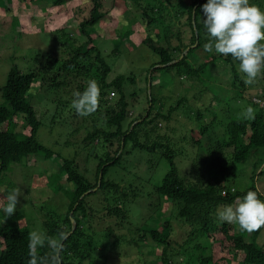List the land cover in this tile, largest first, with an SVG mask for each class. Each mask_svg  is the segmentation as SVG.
<instances>
[{"label": "trees", "instance_id": "obj_1", "mask_svg": "<svg viewBox=\"0 0 264 264\" xmlns=\"http://www.w3.org/2000/svg\"><path fill=\"white\" fill-rule=\"evenodd\" d=\"M51 1L53 5L61 6L67 0ZM89 1L92 4L90 15L81 21V30L88 39L78 44L73 35L63 36L66 39L63 43L68 45L66 56L36 53L37 58L33 64L31 63V68L28 70H22L13 64L5 83L0 88L2 97L6 101V104L0 106V124H5L0 128V189L3 188L2 185L5 184L13 164L26 166V161L31 155H39L48 160L56 154L39 140L38 132L42 122L29 97V92L34 84L45 80L46 90L55 91L54 97L51 98L58 106L59 112L55 113L54 119H57L61 114L62 107L69 112L70 116L75 113L80 117V123L86 122L90 128L86 130L83 137L84 143L81 141L79 145L86 148L89 145V148L84 151L85 159H91L92 155L97 159L95 172L97 182L92 185L80 171L77 152V156L73 157L57 155L59 170L54 172V179L58 191L54 193H61L68 200V209L64 213L53 209L43 224L46 230L44 233L48 236L58 238L60 233L64 234L63 248L60 252L61 264H95L94 252L96 248L93 242L94 235L91 233L93 227L90 218L93 210L89 207L88 201L90 196L101 193L102 204L108 210L106 216L114 217L121 214L122 217H126L123 211L115 206L117 204L114 206L112 204L127 201L129 194L126 192V188L123 190L121 185L116 184L114 178L107 177V174H110L109 171L112 167L118 168L124 155L129 154H134L135 157L142 160L143 155L146 154L149 157L147 162L151 164L162 163L163 160L168 162V169L160 181L156 182L154 189L157 190L158 195L161 194L177 204L178 219L191 224L193 228L195 227L188 234L190 239L194 237L195 233V235H203L214 241V234L220 232L229 248L228 264H231L232 261L237 264H264V244L258 243L264 226L247 232L241 230L238 225L220 222L216 216L217 208L233 204L237 198L242 197L249 190L255 191L259 198L263 199L257 192L254 182L246 185L241 184V188H239L236 180L235 191H232L231 186L237 179L238 166L253 158L252 172L256 173L264 163V107L257 100L258 98L264 99V70L251 84H245L241 79L242 74L238 71V62L233 61L231 56L225 57L204 50V44L208 38L203 28L201 5L206 3V0H124L128 8L139 9L141 17H134L132 19L135 21L128 20L127 24L120 23L117 26L116 32L119 37L115 47L121 45V52L125 50L124 44H122L123 39L133 33V26L141 19L146 20L147 28H150L151 25L158 27L167 24L164 26V33L158 29L156 40L151 37L144 40L152 53L159 58L152 63L149 69L151 73L165 70L168 72L167 74L174 72L176 82L180 78H185L192 83H201L206 89V85L202 81V76L207 73L206 69L220 60L230 65L228 71L231 74L232 86L237 90L236 96L218 103L216 113L210 121H207L203 112L211 108L212 94L210 92L207 95H199L196 108L193 111L194 117L191 114L189 116L191 121L197 123L198 128L190 130V136L186 134L183 137L189 143L187 149L182 148L180 152H177L168 136L162 134L161 125L164 121H170L180 106L188 105V103L186 104L187 95L184 93L177 104L174 107L170 106L167 113H164L163 106L158 104L154 94H148L149 106L145 113L141 117L135 116L136 118L130 120L132 111L129 108L130 103L125 92V86L130 81L128 76L122 73L109 80L112 67L106 56L101 53L99 46L87 45L93 43L88 27L97 24L107 14V11L104 10L105 4L107 6L110 2L112 5L116 0ZM263 2L264 0H255L251 3H257L259 7L263 5L261 4ZM168 5L171 6L170 9L175 12V15L179 12L188 14L187 21L192 30L190 44L172 45L174 34L169 25L171 19H168ZM162 36L165 39L164 43L161 40ZM197 40L198 43L194 47ZM199 48L206 52L208 59L204 61L199 59V62L197 58L192 62L189 55H194L195 50ZM195 61L199 63L196 64ZM86 72L97 77L100 94L108 96L110 93L114 95L117 93L119 95V99L115 103L117 108L106 109L105 117L94 116L93 112L92 117L89 113L79 115L72 106L76 94L82 93L86 84L81 82L76 84V91L70 96L72 80L70 82L65 79L69 75L76 79ZM147 79L150 80L149 77ZM131 81L133 80L131 79ZM254 90L257 91V98L251 96L250 92ZM102 101L103 99L99 98L98 109H101L102 105L110 103V100L107 99L105 102ZM98 112L100 113V111ZM20 115L23 116L25 125L31 127L29 134L18 131L21 123L17 118ZM107 115L110 117L107 118ZM101 118L102 123L100 122ZM93 140H104L107 147L106 152L99 153L97 145H93ZM85 147L84 149H86ZM103 147L105 148V146ZM111 147L114 148L111 149ZM137 152H140L141 156ZM180 153L188 157L186 166L189 168V173L194 176L191 179L187 174L184 173L182 176L180 173L179 162L181 159L177 157V154ZM149 167L151 165H148L147 169ZM263 171L262 169L259 173L261 174ZM61 177H65L69 185L65 186L61 183ZM255 177L256 174H253L251 179L254 180ZM9 182L7 185H10L8 187L10 189L14 183L11 180ZM8 188L5 191L0 190V194L12 191V188L10 190ZM1 219L4 222L0 221V264H28L29 233L32 229L29 225L23 226L17 222L21 219V214L16 211L10 217L0 215ZM108 229L113 232V227L109 226ZM196 230L198 231L195 232ZM137 235L138 238L132 240L136 246L142 244L147 238H150L157 246L165 245L162 250V264L170 263L172 254L167 250V245L170 243L169 234L166 235L157 228L150 230L138 228ZM113 236V240L106 236L110 239V249L113 246L112 250L120 248L124 240L123 234L116 232ZM180 248H182L181 245ZM204 248L206 246L201 243L194 245L193 250L202 254L193 253L188 264H215L212 254L205 255ZM37 253L38 256L47 259L52 255V250L45 246L38 248ZM99 256L108 258V255L103 254V251L99 253ZM142 264L151 263L143 261Z\"/></svg>", "mask_w": 264, "mask_h": 264}, {"label": "rangeland", "instance_id": "obj_2", "mask_svg": "<svg viewBox=\"0 0 264 264\" xmlns=\"http://www.w3.org/2000/svg\"><path fill=\"white\" fill-rule=\"evenodd\" d=\"M254 1L250 0V2ZM255 4L258 6L257 3ZM261 4L263 5L259 7L264 10V2ZM91 5L89 0H67L61 6L53 5L51 0H0V88L5 83L13 64H16L22 70H28L37 58L36 53L66 56L68 45L63 43L66 41L63 36L73 35L78 44L88 39L81 30V21L90 15ZM170 7L168 5V19H171L169 25L174 34V36L170 34V36H173L172 45L190 44L192 42V30L187 21L188 14L179 12L175 15ZM133 9L135 10L128 8L124 0H116L112 5H110V2L107 6L105 4L104 10L107 11V14L97 24L88 27L93 43L87 45L99 46L101 53L106 56L112 67L109 80L122 73L128 76L130 81L125 86V92L130 103L129 108L132 111L130 120L136 118L135 116L141 117L145 113L146 108L149 106L148 94H154L158 104L163 106L164 113H167L170 106L174 107L184 93L187 95L186 104L188 103V105L180 106L181 108L179 107V110L172 115L170 121H164L161 125L162 134L168 136L170 143L175 145L173 147L177 152H180L182 148L186 150L189 143L183 137L186 134L190 136L189 131L198 128L197 123L189 118L190 114L192 116L194 114L193 111L196 108L198 96L201 94L207 95L210 92L212 94V106L209 110L203 112L207 121H210L216 113L218 103L236 96L237 90L232 86L231 74L228 71L230 65L220 60L219 63L217 62L212 67L207 68V73L202 76L206 89L201 83H192L185 78H180L176 82L174 72L167 74L168 72L165 70L151 73L149 69L152 63L159 58L152 53L144 40L147 37L156 40L158 29L164 33V26L167 24L162 25L163 27L161 25L158 27L151 25L150 28H147L146 20L141 19L133 26V33L123 39L122 44H124L125 50L121 52V45L115 47L119 37L116 28L120 23L127 24L128 20L131 22L134 20L132 18L141 17V11L136 7ZM161 40L164 43L163 36ZM189 58L192 62L197 58L198 61L199 59L203 61L208 59L206 52L201 48L195 50L194 55H189ZM198 61H195L196 64L200 62ZM74 79L71 75L65 79L70 80V82L72 80L73 85L70 96L75 93L76 84L80 82L86 84L87 87L88 82L91 80L96 83L97 87L99 86L97 77H93L87 72ZM45 87V80L36 82L29 92V97L35 105L39 119L42 122L38 132L39 140L56 154L48 160L39 155H31L26 161V166L13 164L12 169L8 172L5 184L2 185V189L5 191L10 186L7 183H10L9 180H11L14 183L11 186L12 191L15 190L20 193L15 211L21 214V219L17 222L23 226L29 225L32 231L39 230L41 232H46L43 223L50 216L53 209H56L59 213H64L68 209V200L61 193H54L58 191L54 179V172L59 170L58 154L73 157L74 155L77 156V152L80 171L90 180L92 185L97 182L95 175L97 159L93 155L91 159H85L84 151L89 148V145L88 148L84 146L86 149L79 145L81 141L84 143L83 137L90 126L86 125L84 121L80 123V117L76 116L75 113L70 116L69 112L62 107L61 114L58 115L57 119H54L55 113L59 112L58 106L51 98L54 97L55 91L46 90ZM256 92V90L251 91V96L257 98ZM109 96L110 98H108ZM99 98L103 99L102 102H105L106 99L110 100V103L102 105L101 109H98ZM118 99L119 95L117 93L103 96L98 91L95 109L89 115L92 117L93 112L94 116L105 117L106 109L117 108L115 103ZM4 104H6V101L2 97L0 89V106ZM188 107L191 108L188 109ZM22 117L20 115L17 118L21 123L18 131L29 134L31 127L25 125L26 122ZM108 117L110 116L107 115ZM100 122H103L102 118ZM3 125L5 124H0V128ZM93 142V145H97L96 148L99 153L106 152L107 147L104 140H93ZM114 147H111V149ZM192 149L194 150V147ZM137 153L140 154V152ZM143 157L142 160L135 157L134 154L124 155L121 165L118 168L112 167L109 171L110 174H107V177L114 178V182L119 183L123 190L126 188V192L129 194L125 202L112 204L110 201L113 206L117 204L115 206L120 208L126 217H122L121 214L114 217L106 216L108 210L102 204L101 193L88 198L91 205L89 207L93 210L90 218L93 227L91 233L94 235L93 242L96 248L94 263L142 264L143 261H148L151 264H162V250L165 245L157 246L150 238L144 240L139 246H136L132 241L133 238H138V228L147 230L157 228L164 234H169L170 243L167 245V250L168 253L172 254L169 264H188L193 253L201 255V252L193 250L194 245L198 243L206 246L203 249L205 255L212 254L215 264H228L229 248L222 233H215L214 241L203 235H195V233L194 237L190 239L188 234L195 227L193 228L191 224L178 219L177 204L161 194L158 195L159 193L154 189L156 182L160 181L168 169V162L163 160L162 163L151 164L147 162L149 157L146 154ZM177 157L181 159L179 162L181 175L184 176L185 173L189 179L194 177L189 173V168L186 166L188 157L182 153L177 154ZM252 159L237 167V179L233 181L231 188L232 191H235L236 180L239 188H241V184L246 185L254 182L257 192L264 199V171L261 174L259 173L260 170H264V163L254 173L252 172ZM148 165H151V167L147 169ZM253 174H256L254 180L251 179ZM60 182L65 186L69 185L65 177H61ZM4 195H6L4 192L0 194V206H3L6 202ZM0 215L3 214L0 213ZM0 221L4 222L2 219ZM109 226L113 227V232L108 229ZM116 232L123 234L124 240L120 248L112 250L113 246L110 249V239L106 236L113 240V234ZM258 243L264 244V231L259 236ZM180 245L182 248H180ZM102 251L103 254L108 255V258L99 256ZM231 264H237V262L232 261Z\"/></svg>", "mask_w": 264, "mask_h": 264}, {"label": "clouds", "instance_id": "obj_3", "mask_svg": "<svg viewBox=\"0 0 264 264\" xmlns=\"http://www.w3.org/2000/svg\"><path fill=\"white\" fill-rule=\"evenodd\" d=\"M203 28L208 41L206 52L225 57L231 56L238 62V71L245 84H251L264 70V10L250 0H206L201 5ZM98 87L89 81L82 93H77L72 106L79 115H87L95 109ZM13 190L4 195L6 203L0 206V213L10 217L16 210L18 195ZM220 222L235 224L243 231L252 232L264 226V199L249 190L233 204L217 208ZM64 234L48 236L39 230L29 233L28 264H61L60 252ZM47 247L52 255L45 259L38 256L37 249Z\"/></svg>", "mask_w": 264, "mask_h": 264}, {"label": "built area", "instance_id": "obj_4", "mask_svg": "<svg viewBox=\"0 0 264 264\" xmlns=\"http://www.w3.org/2000/svg\"><path fill=\"white\" fill-rule=\"evenodd\" d=\"M112 94H113V93H112ZM257 100H258V102H260V104L264 107V99L258 98Z\"/></svg>", "mask_w": 264, "mask_h": 264}, {"label": "water", "instance_id": "obj_5", "mask_svg": "<svg viewBox=\"0 0 264 264\" xmlns=\"http://www.w3.org/2000/svg\"><path fill=\"white\" fill-rule=\"evenodd\" d=\"M197 43H198V40H197V42L193 46L195 47L197 45Z\"/></svg>", "mask_w": 264, "mask_h": 264}]
</instances>
